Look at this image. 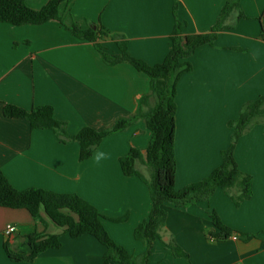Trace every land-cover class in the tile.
Segmentation results:
<instances>
[{
	"label": "crops",
	"instance_id": "0c3cea01",
	"mask_svg": "<svg viewBox=\"0 0 264 264\" xmlns=\"http://www.w3.org/2000/svg\"><path fill=\"white\" fill-rule=\"evenodd\" d=\"M49 1L26 0L33 10ZM177 1L183 34L193 35L210 33L230 0ZM173 6V0H72L61 6V15L69 27L101 24L127 41L131 56L154 66L163 63L172 47ZM224 24L228 29L218 33L214 47L199 48L190 58L193 70L178 83V191L221 166L233 133L228 123L246 103L264 95V0H240ZM103 45L111 54L120 53L114 40L107 38ZM149 91L148 76L129 64L106 65L92 43L80 41L57 21L20 27L0 23L1 170L17 190L77 194L108 219L128 217L124 223L104 220V227L129 254H143L146 245L134 238V231L150 215V191L140 178L124 176L119 160L131 148L145 153L151 140L145 122L107 137L82 162L78 142L63 144L52 130H32L26 120L6 117L3 109L52 106L68 133L77 135L87 127L108 130L117 119L137 114ZM155 103L151 97L145 110ZM234 157L240 171L253 179L251 199L237 206L219 189L208 202L185 210L171 207L149 264H264V123L239 139ZM136 168L151 178L145 164L138 162ZM212 211L234 230L232 237L210 239ZM42 217L46 225L25 209L0 207V264H105L106 247L95 237L72 239L44 213ZM9 225L17 230L10 236ZM41 233L60 235L61 248L29 263L10 260L6 244L14 251L27 249L26 237Z\"/></svg>",
	"mask_w": 264,
	"mask_h": 264
},
{
	"label": "trees",
	"instance_id": "16d2710c",
	"mask_svg": "<svg viewBox=\"0 0 264 264\" xmlns=\"http://www.w3.org/2000/svg\"><path fill=\"white\" fill-rule=\"evenodd\" d=\"M72 0H50L42 9L33 10L26 0H0V23L12 26H41L51 21L59 22L67 31L80 41L94 45L102 55L104 63L109 66L129 64L138 72L150 79V91L141 99L140 110L137 114L117 119L114 126L105 131L84 128L77 135H70L65 123L55 116L52 106H40L27 111L14 105H5L4 115L12 119L26 120L32 130H52L61 143L78 142L80 144V161L84 162L93 157L102 142L109 136L124 132L137 121L145 122L151 132V140L145 153L131 148L129 153L120 158V166L124 176L138 177L148 187L152 200V209L148 219L140 223L134 238L146 245V251L133 256L121 245L117 244L104 227V220L124 223L128 217L108 219L89 202L77 194H59L44 189L31 188L17 190L10 183L0 168V207L10 209H25L33 219L46 225L42 217L44 213L64 234L72 239L85 235L95 237L106 247L105 264H149L155 243L161 239L160 231L165 226L168 210L188 208L200 202H208L215 192L223 190L239 206L253 195V179L238 168L234 152L239 139L252 127L264 123V95L246 103L238 118L230 121L232 129L231 145L222 152V164L207 178L193 183L182 190H176L177 161L175 154L177 88L180 79L193 70L190 58L203 46L214 47L218 33L228 29L224 22L233 12L239 9L240 0H230L223 9L217 24L208 34L184 35L182 23L178 18V1L173 0V15L175 26L171 36L172 47L161 64L149 65L134 58L128 52V43L121 36L114 35L101 24H93L84 29L77 24L67 26L61 15V6ZM116 41L120 50L111 54L103 45L105 39ZM154 97L153 108L145 110L148 100ZM142 162L152 170V176L147 179L136 168ZM238 189L237 195L232 194ZM212 230L210 239H228L235 233L225 226L216 212L210 214ZM248 236H243L246 239ZM27 249L14 251L9 244L5 249L10 260L14 262H33L42 253L59 249L62 246L60 235L32 234L26 237ZM174 256H179L175 246H171Z\"/></svg>",
	"mask_w": 264,
	"mask_h": 264
},
{
	"label": "built area",
	"instance_id": "2783aa9c",
	"mask_svg": "<svg viewBox=\"0 0 264 264\" xmlns=\"http://www.w3.org/2000/svg\"><path fill=\"white\" fill-rule=\"evenodd\" d=\"M16 231H17V230H16V227H15V226H11V225H9V226L7 227V229H6V234H7L8 236H10V235L14 234Z\"/></svg>",
	"mask_w": 264,
	"mask_h": 264
},
{
	"label": "rangeland",
	"instance_id": "374dc122",
	"mask_svg": "<svg viewBox=\"0 0 264 264\" xmlns=\"http://www.w3.org/2000/svg\"><path fill=\"white\" fill-rule=\"evenodd\" d=\"M148 168H149V167H148ZM149 170L152 172V170H151L150 168H149ZM181 209H184V210H185L186 208H181Z\"/></svg>",
	"mask_w": 264,
	"mask_h": 264
}]
</instances>
